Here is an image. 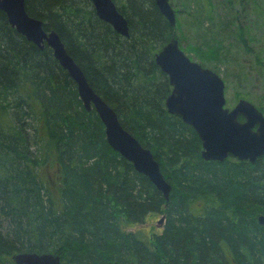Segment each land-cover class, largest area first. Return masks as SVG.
Returning <instances> with one entry per match:
<instances>
[{
  "label": "trees",
  "instance_id": "obj_1",
  "mask_svg": "<svg viewBox=\"0 0 264 264\" xmlns=\"http://www.w3.org/2000/svg\"><path fill=\"white\" fill-rule=\"evenodd\" d=\"M25 2L150 150L171 191L165 201L109 147L51 50L0 11V264H14L13 253L57 255L60 264H264V155L254 164L203 160L192 127L167 113L171 87L154 62L174 37L202 67L230 73L224 90L235 89L234 101H252V84L263 86L255 107L264 115V0H171L174 28L153 0H112L128 38L89 0ZM157 213L161 232L126 230Z\"/></svg>",
  "mask_w": 264,
  "mask_h": 264
},
{
  "label": "water",
  "instance_id": "obj_2",
  "mask_svg": "<svg viewBox=\"0 0 264 264\" xmlns=\"http://www.w3.org/2000/svg\"><path fill=\"white\" fill-rule=\"evenodd\" d=\"M89 1L100 21L108 24L119 36L129 37L127 21L111 0ZM153 2L168 25L174 28L176 15L169 0ZM0 11L16 33L39 49L45 44L51 50L54 59L76 85L83 107L86 110L93 108L96 112L109 147L128 161L136 172L147 177L167 201L171 186L163 178L152 153L120 126L114 110L90 88L58 36L54 32L47 34L41 21L27 14L25 0H0ZM154 62L171 87L164 102L165 109L195 131L201 141L203 160L221 162L231 157L254 164L264 155L263 114L245 99H239L232 108L226 107L221 77L187 57L177 39L171 38L154 55ZM163 220L161 216L157 225L160 226ZM257 223L264 229V214L257 217ZM12 261L14 264H60L59 256L46 253L14 254Z\"/></svg>",
  "mask_w": 264,
  "mask_h": 264
},
{
  "label": "rangeland",
  "instance_id": "obj_3",
  "mask_svg": "<svg viewBox=\"0 0 264 264\" xmlns=\"http://www.w3.org/2000/svg\"><path fill=\"white\" fill-rule=\"evenodd\" d=\"M169 3L172 4L171 6L174 9L175 8V5L173 4V2H171V0H169ZM182 20H183V16L181 17V22H182ZM182 44L184 45V43H182ZM182 47L184 48V46H182ZM185 55L187 57H189L192 61H194L196 63L198 62V61H196V59L193 57L192 54H186L185 53ZM219 70H220L219 76L221 77V79L223 81L226 79L225 81L226 82H229V79L227 80V78H228V75L230 73L229 72H225V68H223V67H219ZM226 85H225V90H224L225 100H226L225 106L228 107V108H232L235 105V103L237 102V101H234L233 100L234 92H235L234 90L235 89L231 85H229L228 87ZM244 86L247 87L246 85H244ZM251 92H252V95H253L252 96L253 97V100L250 101V103L255 107V104L257 102L256 101L257 97L258 96L260 97V95L263 92V86L261 87L259 85V83L256 82V84H254V85L252 84ZM47 177L49 178V180H51V181L53 180L50 173H49V175ZM160 217H161V214H159V213H157V214H150V215L147 216V218L145 219V221L142 224H138V225H134L132 227H128V228H126V230L127 231H138V230H141L142 233L146 234L147 236L148 235H151L152 233H159V232H161L162 226H163V223L160 226L157 225V221L160 219Z\"/></svg>",
  "mask_w": 264,
  "mask_h": 264
},
{
  "label": "bare ground",
  "instance_id": "obj_4",
  "mask_svg": "<svg viewBox=\"0 0 264 264\" xmlns=\"http://www.w3.org/2000/svg\"><path fill=\"white\" fill-rule=\"evenodd\" d=\"M25 9H26V2H25ZM124 17V16H123ZM47 34H49L50 32H54L57 36H58V38H59V40H60V42L65 46V44L63 43V41L61 40V38L59 37V35L55 32V31H45ZM34 47H36L35 45H33ZM48 48L45 44L43 45V48L42 49H39L38 47H36L38 50H43L44 48ZM66 48V47H65ZM49 49V48H48ZM50 50V49H49ZM52 57H53V55H52ZM53 59H54V57H53ZM57 62V61H56ZM59 65V64H58ZM80 68V67H79ZM71 80V79H70ZM73 82V81H72ZM74 83V82H73ZM76 86V85H75ZM77 91V90H76ZM78 94V93H77ZM96 94V93H95ZM97 95V94H96ZM97 96H99V95H97ZM100 97V96H99ZM101 98V97H100ZM80 100V99H79ZM103 100V99H102ZM104 101V100H103ZM105 102V101H104ZM106 103V102H105ZM82 104V103H81ZM107 104V103H106ZM108 105V104H107ZM83 106V105H82ZM83 109L86 111V112H90L91 110L92 111H94V109L93 108H91L90 110H86L84 107H83ZM113 109V108H112ZM114 110V109H113ZM95 112V111H94ZM115 112V111H114ZM96 113V112H95ZM116 113V112H115ZM117 115V114H116ZM118 118V117H117ZM118 122H119V124H120V126L123 128V126L121 125V123H120V121L118 120ZM124 129V128H123ZM125 130V129H124ZM130 134V133H129ZM131 135V134H130ZM105 136V135H104ZM133 137V136H132ZM134 139H136L135 137H134ZM106 140V139H105ZM137 140V139H136ZM14 254H22V253H13L12 255H11V260H12V256L14 255ZM14 263V262H13Z\"/></svg>",
  "mask_w": 264,
  "mask_h": 264
},
{
  "label": "flooded vegetation",
  "instance_id": "obj_5",
  "mask_svg": "<svg viewBox=\"0 0 264 264\" xmlns=\"http://www.w3.org/2000/svg\"><path fill=\"white\" fill-rule=\"evenodd\" d=\"M91 4V3H90ZM92 6V5H91ZM93 8V7H92Z\"/></svg>",
  "mask_w": 264,
  "mask_h": 264
}]
</instances>
